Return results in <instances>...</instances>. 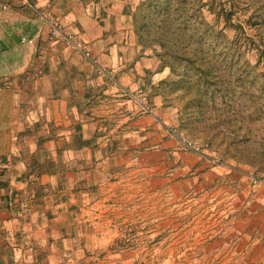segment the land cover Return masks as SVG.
I'll use <instances>...</instances> for the list:
<instances>
[{
    "label": "rangeland",
    "instance_id": "rangeland-1",
    "mask_svg": "<svg viewBox=\"0 0 264 264\" xmlns=\"http://www.w3.org/2000/svg\"><path fill=\"white\" fill-rule=\"evenodd\" d=\"M159 1H126L134 32L146 25L136 89L93 94L104 138L73 183L46 188L54 215L14 218L8 264L231 263L264 202L250 182L264 172V0H173L164 30Z\"/></svg>",
    "mask_w": 264,
    "mask_h": 264
},
{
    "label": "crops",
    "instance_id": "crops-1",
    "mask_svg": "<svg viewBox=\"0 0 264 264\" xmlns=\"http://www.w3.org/2000/svg\"><path fill=\"white\" fill-rule=\"evenodd\" d=\"M27 1L0 0V264L12 257L14 218L54 215L49 203H60L44 193L46 188L73 183L75 164L84 162L81 154L89 152L92 139L104 138L89 123L93 94L110 89L132 93L139 74L127 0ZM29 6L56 14L64 32L82 42L87 57L51 40L49 27ZM20 37L32 38L34 45L20 43ZM39 67L42 76L24 79ZM104 68L117 78L114 88L104 79ZM227 261L264 264V202L254 206L233 238Z\"/></svg>",
    "mask_w": 264,
    "mask_h": 264
},
{
    "label": "built area",
    "instance_id": "built-area-1",
    "mask_svg": "<svg viewBox=\"0 0 264 264\" xmlns=\"http://www.w3.org/2000/svg\"><path fill=\"white\" fill-rule=\"evenodd\" d=\"M30 9L38 16L40 19L49 27V38L51 40H61L67 43L70 48L74 51L82 53L87 57L84 45L77 38L64 32L61 21L59 17L55 16L50 12H40L33 6H29ZM20 43L32 46L34 45V40L32 38L20 37ZM43 75L42 68H38L33 72L25 74L24 79L26 81H31ZM250 182L252 187H262L264 189V172L258 175H251Z\"/></svg>",
    "mask_w": 264,
    "mask_h": 264
},
{
    "label": "trees",
    "instance_id": "trees-1",
    "mask_svg": "<svg viewBox=\"0 0 264 264\" xmlns=\"http://www.w3.org/2000/svg\"><path fill=\"white\" fill-rule=\"evenodd\" d=\"M159 3L160 4H158V7H160L161 9H160V11H159V17L161 18L160 19V27L159 28H161L162 30H164V29H166L167 27H169V24H168V22H169V18H172V17H174V15L176 14V12L178 11V10H172V6H171V4L173 3V0H160L159 1ZM127 11V10H126ZM125 11V12H126ZM183 11H185V15H187V14H191V12H189L188 10H183ZM126 14V13H125ZM183 15L184 14H182V13H178L177 14V17H183ZM187 23V22H186ZM165 26V27H164ZM145 28H146V25H141L140 26V28H139V31L138 30H136L135 29V32L134 33H136V34H138V36L140 37V35H139V32L141 33V32H143L144 33V30H145ZM170 28V27H169ZM142 34V33H141ZM164 49V48H163ZM165 50V49H164ZM85 142H87V141H83L82 143H83V145L85 144Z\"/></svg>",
    "mask_w": 264,
    "mask_h": 264
}]
</instances>
